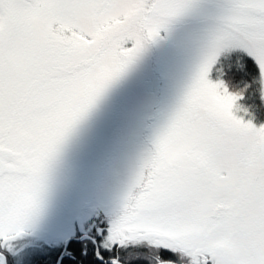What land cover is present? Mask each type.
<instances>
[{"label":"snow or ice","instance_id":"1","mask_svg":"<svg viewBox=\"0 0 264 264\" xmlns=\"http://www.w3.org/2000/svg\"><path fill=\"white\" fill-rule=\"evenodd\" d=\"M0 264H264V0H0Z\"/></svg>","mask_w":264,"mask_h":264}]
</instances>
